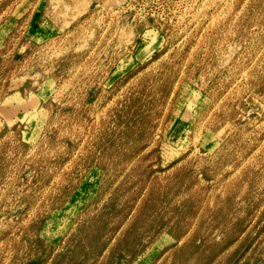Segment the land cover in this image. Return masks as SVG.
Wrapping results in <instances>:
<instances>
[{
	"label": "rangeland",
	"instance_id": "rangeland-1",
	"mask_svg": "<svg viewBox=\"0 0 264 264\" xmlns=\"http://www.w3.org/2000/svg\"><path fill=\"white\" fill-rule=\"evenodd\" d=\"M0 264H264V0H0Z\"/></svg>",
	"mask_w": 264,
	"mask_h": 264
}]
</instances>
